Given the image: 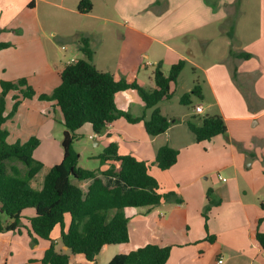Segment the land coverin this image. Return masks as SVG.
Returning a JSON list of instances; mask_svg holds the SVG:
<instances>
[{
	"label": "crops",
	"instance_id": "crops-1",
	"mask_svg": "<svg viewBox=\"0 0 264 264\" xmlns=\"http://www.w3.org/2000/svg\"><path fill=\"white\" fill-rule=\"evenodd\" d=\"M80 1L0 0V43L10 44L0 51V82L27 79L36 92L33 98L22 102L18 112L5 124L8 142L24 144L37 137L41 144L34 155L47 145L54 165L63 160L62 114L55 102L39 99L41 94H51L61 84V72L70 63H62L54 54L52 37L64 42L75 36L88 37L95 52L93 64L116 77L119 75L113 72L114 66L122 71L125 64H136L141 58L147 59L148 65L161 63L164 73L165 66L171 68L183 59L185 67L180 76L191 66L194 77L188 92L199 84L201 99L207 102L205 106L201 103L194 106L202 105V114H197L193 107L186 118H178L174 113L164 112L160 104L168 101L165 100L157 107L173 122L164 134L150 136L143 122L132 127L129 124L133 123L125 118L114 122L104 136L93 133L90 124L81 129L90 133L97 147L103 146L105 150L116 143L120 155H133L148 162L160 193L175 192L183 200L129 209L130 250L147 244L169 246L168 264H217L220 258L224 264H264V248L256 238L258 232L264 233L261 206L264 155L257 154V144L249 140L248 127V122L254 121L256 125L255 119L264 114V0H256L253 9L246 7L249 0H114L113 14L106 15L94 13L95 0L90 13L79 12ZM100 2L111 4L110 0ZM41 4L50 8L48 19L55 22V28L47 26L40 16ZM78 16L102 20L119 28L112 27L116 38L112 50L105 49V68H99L95 58L110 41L101 37L98 29L80 27ZM78 47L80 50V43ZM155 88L156 84L151 89ZM14 93L7 98L8 112L14 104ZM150 109L151 117L154 108ZM206 110L210 116H222L228 130L211 141L199 143L188 121ZM164 145L179 151L177 163L168 170L160 169L155 163L157 152ZM113 166H119V162L102 164L101 170ZM44 169L45 164L41 172ZM50 169L43 180L36 177L35 187H42ZM90 183L85 181L80 186L87 188ZM209 189L211 198L218 203L212 206L206 220L204 210ZM27 212H23L26 227L22 233L0 234V264H43L50 242L42 239L32 242L28 228L35 211ZM70 222L71 217H66V228ZM59 237L61 227H56L52 239L58 243ZM63 249L67 251L65 246ZM124 250L120 245L105 246L97 262L108 264ZM72 261L93 264L86 258L79 262L76 255H72Z\"/></svg>",
	"mask_w": 264,
	"mask_h": 264
},
{
	"label": "trees",
	"instance_id": "trees-1",
	"mask_svg": "<svg viewBox=\"0 0 264 264\" xmlns=\"http://www.w3.org/2000/svg\"><path fill=\"white\" fill-rule=\"evenodd\" d=\"M81 13L93 10L90 0H81L78 5ZM231 34V33H230ZM80 51L84 58L71 61L61 72V84L51 94H41L42 101H53L62 114L65 127L62 140L63 160L54 165L44 178L41 188L33 181L43 169V163L34 158L41 141L37 137L26 143L10 144L9 132L5 124L14 117L25 99L36 95L27 79L0 82V214H6L10 221L0 225L3 232L22 233L23 212L34 209L35 215L29 219V234L32 242L42 239L50 242L42 258L43 264H73L72 255L83 254L88 263L100 264L97 257L108 245H120L124 251L117 254L108 264H168L171 247L147 244L129 249L130 233L129 209L152 208L162 203H182L175 192L160 193L156 178L150 173V164L133 155H120L118 145L111 143L105 148L99 159L104 165L109 161L119 162L107 170H84L78 166L79 153L74 147L77 131L90 124L92 132L98 137L108 133L109 127L125 118L136 124L143 122L150 136L164 134L173 120L163 115L157 105L170 100L174 95V85L185 67V60L171 66L166 76L159 63L154 71L156 88L148 91L136 80L128 81L124 77L114 76L100 71L94 64L95 52L88 37H81ZM10 47L9 43H0V51ZM248 58V54H244ZM129 90L137 91L146 109L154 108L149 119L145 114L134 117L118 107L117 95ZM15 92V93H14ZM13 95V107L7 111V98ZM202 97V89L197 84L181 98V103H192L191 96ZM190 131L196 141H211L218 135L227 133V125L222 116H207L197 120L192 116L188 121ZM179 151L169 145L159 148L155 163L162 170H168L178 161ZM21 165L23 167H21ZM91 181L87 188L80 183ZM208 190V205L204 217L218 202L211 198ZM264 208V202L261 203ZM71 217L66 228L65 218ZM61 227V242L68 250L57 249L52 232ZM264 248V233L256 235ZM84 264V263H79Z\"/></svg>",
	"mask_w": 264,
	"mask_h": 264
},
{
	"label": "rangeland",
	"instance_id": "rangeland-1",
	"mask_svg": "<svg viewBox=\"0 0 264 264\" xmlns=\"http://www.w3.org/2000/svg\"><path fill=\"white\" fill-rule=\"evenodd\" d=\"M92 2V0H90ZM113 1L110 0L111 4L110 6L103 5V2L101 3L100 0H95L96 2V9L95 14H113ZM247 1V0H245ZM250 4L246 5L248 9H253L256 6V0H249ZM93 3V2H92ZM49 7L41 4L39 7L40 16L46 20L47 26L51 28H55L56 24L54 21H51L48 19V13H49ZM57 11V9H54ZM109 12V13H107ZM112 16V15H110ZM77 24L80 27H84L83 29L90 28V29H98L100 30L101 37L105 38L106 40H109L110 43L106 44L107 48H103L98 52V55L96 56V64L99 68H105L106 63V52L105 49L108 51L112 50V41H114L115 33H113V28L119 29L115 26H112V24L105 23L102 20H97L93 18H88L84 16H78ZM60 28V27H58ZM63 29V28H61ZM115 32V31H114ZM51 35V33H50ZM81 37L75 36L74 39L67 40L66 42L60 41L55 37H52L53 41L55 42V45L52 46L54 54L57 56V58L62 62H71L76 57L82 58L83 54L79 50L78 44L80 43ZM128 40L126 39V42ZM63 46V49H62ZM99 47V43L96 45V50ZM106 50V51H107ZM148 60L145 58H141L137 60L136 64H125L124 69L120 71L117 69V67H113V72H115L117 75L124 77L128 81H137L143 88H145L148 91H151L152 86H155L154 81V71L157 67V63L155 65H148ZM137 68L136 70L134 69ZM170 67L165 66V75H169ZM193 72L191 66L187 67L186 70L183 72V74L180 76L179 81L176 85H174V95L173 97L165 102H162L160 106L164 110V112H168V114L174 113L175 116L178 118H186L189 113L193 112V107L198 104H204L207 105V102L202 101V99L197 95L191 96L192 103L189 105H184L181 103L182 96L189 91L190 86H192L193 83ZM30 85V83H29ZM32 87V85H30ZM34 89V87H32ZM35 90V89H34ZM189 93V92H188ZM118 100V106L120 109H123L127 111L130 114H133V116H143L144 114L150 117L151 109H146L144 102L142 101L139 93L137 91L129 90L126 92H121L117 96ZM195 108V107H194ZM210 116L208 115V111L203 115H196V118L199 122V120H202V118ZM190 120V119H189ZM125 123H128L124 119ZM257 121V124L254 125V121L248 122L249 127V140L252 142L254 141L256 145V152L257 154H263L264 155V114H262L259 118L255 119ZM237 124H242L243 122H236ZM132 127L135 126L134 124H129ZM138 125V124H137ZM63 130H65L64 125L61 126ZM90 133H86L84 129H81L79 134H77V139L74 143V147L79 153V161L78 166L84 170H101L102 163L99 159L100 155L104 152V147H97L95 145V139H91L89 137ZM63 150V147H62ZM48 148L47 145H43L40 150L36 152V155H34V158L41 161L43 165L45 164V169L38 175L37 179H42L44 177V174L46 170L50 169L47 168L50 165H54L55 161L51 159L49 154L47 153ZM112 162V161H111ZM249 160L246 161V164H248ZM21 167H23L21 165ZM255 168L252 170L254 171ZM35 186V185H34ZM27 213H30L31 211L34 212V209L27 210ZM128 214L131 215V213L128 211ZM66 217H69L66 216ZM68 219V218H67ZM10 221L9 217L6 214H0V225H6ZM57 249L59 251L64 250L63 244L61 242V238H58V244ZM77 260L85 261V256L83 254L76 255Z\"/></svg>",
	"mask_w": 264,
	"mask_h": 264
},
{
	"label": "built area",
	"instance_id": "built-area-1",
	"mask_svg": "<svg viewBox=\"0 0 264 264\" xmlns=\"http://www.w3.org/2000/svg\"><path fill=\"white\" fill-rule=\"evenodd\" d=\"M73 61V60H72ZM195 112L197 114H202L204 112V108L202 105H198L196 108H195ZM224 181H226L225 179H223ZM217 264H224V260L222 258H220L218 261H217Z\"/></svg>",
	"mask_w": 264,
	"mask_h": 264
},
{
	"label": "water",
	"instance_id": "water-1",
	"mask_svg": "<svg viewBox=\"0 0 264 264\" xmlns=\"http://www.w3.org/2000/svg\"><path fill=\"white\" fill-rule=\"evenodd\" d=\"M66 249L68 250V247H66Z\"/></svg>",
	"mask_w": 264,
	"mask_h": 264
}]
</instances>
